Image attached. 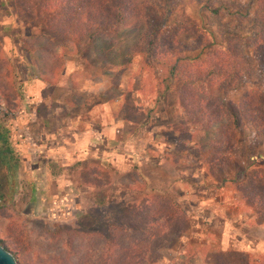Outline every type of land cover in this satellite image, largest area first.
I'll use <instances>...</instances> for the list:
<instances>
[{
    "label": "rangeland",
    "instance_id": "374dc122",
    "mask_svg": "<svg viewBox=\"0 0 264 264\" xmlns=\"http://www.w3.org/2000/svg\"><path fill=\"white\" fill-rule=\"evenodd\" d=\"M67 1L0 0V125L30 133L27 142H15L16 168L0 167V245L17 264H110L113 246L105 247L113 237L124 247L132 243L129 235L149 240L127 230L130 216H144L151 194L170 201L161 204L163 213L173 210L172 202L184 221L151 240L145 260L133 257V250L127 263L264 264V213L242 200L264 187V139L250 124L237 133L222 126L223 137L199 124L182 106L183 86L167 92V70L132 54L146 28L142 19L99 36L92 45L87 38L76 44L52 33L50 25L65 26L78 8ZM139 1L169 11L174 22L201 24L205 9L200 3L207 0ZM221 1L246 13L257 0ZM242 18L240 12L223 11L210 14L207 22L237 34L229 40L253 68L254 82L226 95L198 92L205 101L238 105L245 93H264V72L244 36ZM90 110L100 115L99 125L118 117L119 141L127 142L133 158L129 172L97 156L84 171L75 147L48 156L65 136L71 142L70 130L82 128L80 120L90 117ZM218 118L228 126L221 112ZM59 132L54 140L51 134ZM224 137L231 149L212 145ZM117 146L124 151L121 143ZM175 160L186 177L182 182L170 165ZM120 256L122 262L125 253Z\"/></svg>",
    "mask_w": 264,
    "mask_h": 264
},
{
    "label": "trees",
    "instance_id": "16d2710c",
    "mask_svg": "<svg viewBox=\"0 0 264 264\" xmlns=\"http://www.w3.org/2000/svg\"><path fill=\"white\" fill-rule=\"evenodd\" d=\"M77 3L78 8L75 9L74 5ZM200 4L205 9L201 14L202 23L192 24L182 23L181 19L174 22L169 11L153 9L147 1L68 0L67 5L74 6L75 10L71 11L67 24L52 27L50 25L49 28L52 33L64 35L76 44H82L87 38L92 45L99 36L115 34L132 20L142 19L146 28L140 36L139 44L131 50L132 54L167 70L170 81L166 86L167 92L174 91L176 86H183L182 106L192 111L199 124L203 123L208 130L221 133L222 137L225 134L222 126L228 127L231 133H237L242 131L246 124H250L256 135L264 139V93L257 95L245 93L238 105L223 99L220 102L205 101L198 93L219 92L218 95H226L254 82L253 68L249 66L235 40H229L237 34L231 28L219 31L209 25L207 18L210 14L218 16L226 11L234 16L240 12L243 17L241 22L245 26L244 36L253 43V54L259 61L260 70L264 72V0H257L253 11L246 13L236 11L234 5L221 0H207ZM219 112L228 118V126L223 125L218 118ZM16 134H19L18 138ZM29 134L26 128L15 127L12 130L0 125V167L5 165L8 168H16L13 165L18 158L15 142H27L25 136L29 137ZM212 145L224 149H231L232 146L225 137L212 141ZM255 190L251 196L243 195L242 200L258 212L264 213V187L260 185ZM150 195L148 194L145 199L144 216L141 212H136V217L130 216L127 230L128 233L145 234L149 240L129 235L128 239L132 243L124 247L117 242L118 236L113 237L111 241H107L105 247L107 250L111 245L115 250H112L109 256L110 264H119L122 253H125V258L122 257L121 264H130L126 262L131 258L127 253L133 250V257L140 256L145 260L149 255L148 250L151 246L148 244L150 245L151 240L161 238L168 231H174L177 224L184 219L179 208L172 202L170 206L174 211L168 209L167 213L162 212L161 204L165 201L170 202L167 198ZM121 231H124L123 227ZM118 249L120 251H117ZM224 262L233 264L230 261ZM240 264L250 262L245 260Z\"/></svg>",
    "mask_w": 264,
    "mask_h": 264
},
{
    "label": "crops",
    "instance_id": "0c3cea01",
    "mask_svg": "<svg viewBox=\"0 0 264 264\" xmlns=\"http://www.w3.org/2000/svg\"><path fill=\"white\" fill-rule=\"evenodd\" d=\"M89 114L90 117L83 115L80 120V123L83 124L82 128H73L70 130L68 138L71 139V142L66 141L67 137L65 136V142L48 149V156H56L58 154L62 156L70 147H75L76 158L84 171L90 166V163H95L93 158L97 156L102 158L101 162H107L109 165L118 166L121 172H127V170L129 172L132 168L133 158L129 152L130 147L127 142H125V144L119 141L122 131L118 117L113 119L109 117L108 124L103 123L104 119H102L99 125L97 124V120L100 118V115L96 113L95 115L92 113V110H90ZM51 135L53 138L56 137L54 140L59 139V136H61V134L56 136V133H52ZM70 143H72L73 146ZM117 143L123 145L124 151H117ZM59 159L63 160L62 157H59ZM141 160L143 161V159ZM170 165L174 167L177 177L181 179L180 182H182L186 177L182 171L179 160L171 161ZM86 185H89V182H87Z\"/></svg>",
    "mask_w": 264,
    "mask_h": 264
},
{
    "label": "water",
    "instance_id": "95a60500",
    "mask_svg": "<svg viewBox=\"0 0 264 264\" xmlns=\"http://www.w3.org/2000/svg\"><path fill=\"white\" fill-rule=\"evenodd\" d=\"M0 264H17L15 257L0 245Z\"/></svg>",
    "mask_w": 264,
    "mask_h": 264
},
{
    "label": "built area",
    "instance_id": "2783aa9c",
    "mask_svg": "<svg viewBox=\"0 0 264 264\" xmlns=\"http://www.w3.org/2000/svg\"><path fill=\"white\" fill-rule=\"evenodd\" d=\"M25 139H26V141L28 140V138L25 136Z\"/></svg>",
    "mask_w": 264,
    "mask_h": 264
}]
</instances>
